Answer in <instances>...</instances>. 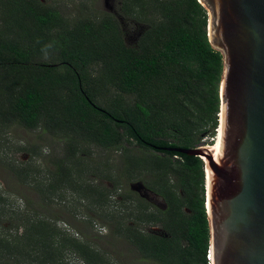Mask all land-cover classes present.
Wrapping results in <instances>:
<instances>
[{"label":"trees","instance_id":"1","mask_svg":"<svg viewBox=\"0 0 264 264\" xmlns=\"http://www.w3.org/2000/svg\"><path fill=\"white\" fill-rule=\"evenodd\" d=\"M116 15L141 26L136 46L113 14L69 21L41 0H0V127L39 129L64 143L48 184L19 172L42 206L71 177L69 164L76 173L99 150L112 190L87 185L93 203L111 202L123 178L142 180L164 203L121 195L128 205L110 218L118 237L144 261L211 264L204 163L173 151L200 147L220 126L223 56L210 44L208 11L198 0H118ZM114 154L120 176L108 164ZM7 201L0 191V219L10 214ZM15 214L25 231L12 242L0 236V264H66L67 246L86 264H109L89 242L65 241L44 216Z\"/></svg>","mask_w":264,"mask_h":264},{"label":"water","instance_id":"2","mask_svg":"<svg viewBox=\"0 0 264 264\" xmlns=\"http://www.w3.org/2000/svg\"><path fill=\"white\" fill-rule=\"evenodd\" d=\"M198 1L208 11L210 44L223 56L221 154L209 145L173 151L209 170L211 264H264V0Z\"/></svg>","mask_w":264,"mask_h":264},{"label":"rangeland","instance_id":"3","mask_svg":"<svg viewBox=\"0 0 264 264\" xmlns=\"http://www.w3.org/2000/svg\"><path fill=\"white\" fill-rule=\"evenodd\" d=\"M41 1L57 7L69 21H74L78 17L99 18L105 12L117 16L118 0ZM117 18L126 43L132 47L136 46L141 26L134 23L126 26L122 18L118 16ZM216 137L217 134L214 139L203 140L201 146H212ZM65 154L64 143L42 130L31 131L17 124L0 127V191L8 200L5 210L10 213L5 219H0V236L12 242L15 236L24 233L23 227L16 228L18 225L16 212L31 216L37 214L47 218L51 225L62 231L65 241L75 239L80 243L92 244L109 264H155L152 261L141 260L135 249L118 237L115 232L117 221H111L110 218L112 213L123 212L128 205L121 195L143 199L152 206L162 208L164 203L157 195L140 179L131 182L121 179L122 186L115 194L116 197H111V202L106 204L93 203L88 195L89 189L87 191L85 189L87 185L93 183L112 190V184L102 179V176L109 174L105 166L108 157L106 153L96 150L92 159L84 162L76 173L73 172V164H69L71 177L66 178L61 189L53 195L55 201L52 204L44 202L42 206L34 189V182L29 184L25 178L20 177L19 172L26 168L35 171L37 177H41L46 185L49 183L48 179L51 180L57 171L56 162L63 159ZM111 157L113 159L108 164L115 165L116 169L113 173L120 176L118 154ZM128 225L131 226V222ZM143 228L151 232L159 231L158 228L148 225ZM69 248V246L64 247L62 254L64 263L86 264Z\"/></svg>","mask_w":264,"mask_h":264},{"label":"bare ground","instance_id":"4","mask_svg":"<svg viewBox=\"0 0 264 264\" xmlns=\"http://www.w3.org/2000/svg\"><path fill=\"white\" fill-rule=\"evenodd\" d=\"M221 138H222V128L220 126L218 129L217 137L215 139V143L212 146H209L211 151L214 153V157L216 158H218L221 154ZM206 174H207V189H209V181H210L209 170H207Z\"/></svg>","mask_w":264,"mask_h":264}]
</instances>
